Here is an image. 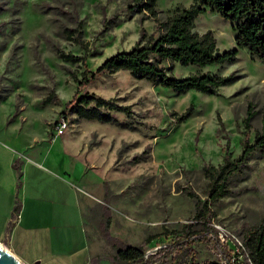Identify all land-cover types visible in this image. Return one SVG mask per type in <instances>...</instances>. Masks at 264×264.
Instances as JSON below:
<instances>
[{"label":"rangeland","instance_id":"374dc122","mask_svg":"<svg viewBox=\"0 0 264 264\" xmlns=\"http://www.w3.org/2000/svg\"><path fill=\"white\" fill-rule=\"evenodd\" d=\"M1 1L0 136L14 143L20 152L36 149L47 154L69 173L77 198L81 195L91 247L90 258L84 264L98 255L112 256L116 251L99 233L101 203L110 207V232L114 236L138 246L147 236L156 235L147 246L148 252L170 244L174 235L165 233V229H180L194 217L195 198L189 191L205 198V178L200 168L206 163L222 162L228 141L234 156L241 152L246 129L243 119L249 101L257 111L248 130L249 138L253 140L260 129L264 61L241 48L233 63L199 67L175 62L173 72L179 77L207 70L219 75L238 73L237 80L222 86L215 95L195 89L180 93L135 78L127 70L100 73L82 92L131 104L134 117L114 112L117 122L77 118L67 106L79 84L71 72L77 71L81 76L85 69L96 70L112 54L131 49L142 28L155 30V21L141 20V14L129 7L133 0ZM193 2L158 0L157 8L164 19ZM74 28L81 30L87 48L65 35V29ZM208 29L217 38L220 51L236 45L232 22L210 8L195 20L196 31L203 33ZM55 45L86 55V63L64 61ZM51 91L58 99L44 104ZM190 105L195 107L193 114L182 122H172L175 111L181 113ZM63 116L68 127L57 132L53 124ZM148 145L152 147V158L129 161ZM106 183L112 191L110 198H105ZM231 189L234 192L213 205V225L220 238L223 234V242L228 241L233 251H238L243 227L264 220V151L255 153L243 171L232 178ZM45 206L50 205L47 202ZM72 233L74 238L76 233L78 243L80 229H73ZM38 246L41 248L34 247L28 253L42 250L50 256H18L26 264H83L87 254L79 250L69 252L70 256L54 257L56 253L45 252L44 243ZM195 249L200 263L224 264L212 246L199 243ZM190 261L191 257L180 256L173 264ZM99 264L112 262L104 260Z\"/></svg>","mask_w":264,"mask_h":264},{"label":"trees","instance_id":"16d2710c","mask_svg":"<svg viewBox=\"0 0 264 264\" xmlns=\"http://www.w3.org/2000/svg\"><path fill=\"white\" fill-rule=\"evenodd\" d=\"M157 1L133 0V3L129 5L133 11L141 14V20L150 18L155 21L156 28L153 32L142 28L139 38L131 49L112 54L104 59L94 71L85 69L81 76L77 71L71 72L72 77L79 84L75 96L67 102V106L77 118L117 122L114 112L134 117L135 111L131 104H122L115 98L82 92L92 78L100 73L127 70L135 78L158 83L180 93L195 89L215 95L219 94L222 86L237 80L238 73L234 71L230 74L219 75L207 70L179 77L173 72L175 62L199 67L233 63L237 60L241 48H247L252 56L264 61V0H194L189 6L179 8L174 14L164 19L159 15ZM3 4L0 0V12L3 11ZM207 8L232 22L236 42L234 47L220 51L217 38L211 29L203 33L195 30L196 18ZM64 33L67 38L80 43L84 48L88 47L87 42L81 37L80 29H65ZM54 49L64 61L77 64H85L87 61L86 55L65 51L56 45ZM57 99L58 95L51 91L43 103L47 104ZM194 110V105H190L181 113L175 111L172 122H182L193 114ZM256 113L254 104L249 101L243 119L246 127L243 131L245 138L238 155L234 156L228 149V141L222 162L206 163L200 168L205 178L203 187L205 198L194 191H189V194L195 198L194 217L185 222L180 229H165V233L174 235L170 244L157 247L154 252L148 253L147 246L156 235L147 236L138 246L114 236L110 232L112 221L110 207L106 203H101L102 218L98 223L99 233L116 251L112 256L98 255L88 264H99L104 260L112 264H173L174 260L180 256L191 257L189 264H221L215 261L200 263L195 249L199 243L212 246L224 260V264H264V220L243 227L242 244L238 251H233L228 241H222L218 229L213 225L215 216L213 205L224 195L234 192L231 189L232 178L243 171L255 153L264 151V106L260 129L257 130L253 140L248 135ZM57 122L53 124L54 129ZM220 124L225 130L222 120ZM129 126L136 127L135 124ZM150 158H152V147L148 145L142 152L134 154L129 161L137 163ZM111 195L112 191L106 183L105 198H110ZM108 200L105 199L106 202ZM19 210L20 203L15 206L13 217L7 227L8 231L12 229L14 217Z\"/></svg>","mask_w":264,"mask_h":264},{"label":"crops","instance_id":"0c3cea01","mask_svg":"<svg viewBox=\"0 0 264 264\" xmlns=\"http://www.w3.org/2000/svg\"><path fill=\"white\" fill-rule=\"evenodd\" d=\"M63 168L47 154L36 149L20 152L14 143L0 136V241L17 256L48 258L50 255L42 250H36L33 256L28 253L34 247L41 248V242L45 252L56 253L54 257L84 250L87 254L82 263L90 258L81 195L77 198L74 182ZM18 203L20 210L8 231ZM77 228L78 243L76 233L75 238L72 235Z\"/></svg>","mask_w":264,"mask_h":264},{"label":"water","instance_id":"95a60500","mask_svg":"<svg viewBox=\"0 0 264 264\" xmlns=\"http://www.w3.org/2000/svg\"><path fill=\"white\" fill-rule=\"evenodd\" d=\"M156 249L149 251L148 253H152ZM0 264H23V262L16 254L8 251L5 248L4 243L0 241Z\"/></svg>","mask_w":264,"mask_h":264},{"label":"built area","instance_id":"2783aa9c","mask_svg":"<svg viewBox=\"0 0 264 264\" xmlns=\"http://www.w3.org/2000/svg\"><path fill=\"white\" fill-rule=\"evenodd\" d=\"M67 127H68V122H67L66 117H61L56 123L54 130H56L57 132H60L66 129ZM221 238H222V241H224V236L222 233H221Z\"/></svg>","mask_w":264,"mask_h":264},{"label":"bare ground","instance_id":"6f19581e","mask_svg":"<svg viewBox=\"0 0 264 264\" xmlns=\"http://www.w3.org/2000/svg\"><path fill=\"white\" fill-rule=\"evenodd\" d=\"M5 248L10 251L11 253L15 254L9 247H7L5 244H4ZM20 258V257H19ZM21 259V258H20ZM21 261L23 262V264H26L22 259Z\"/></svg>","mask_w":264,"mask_h":264}]
</instances>
